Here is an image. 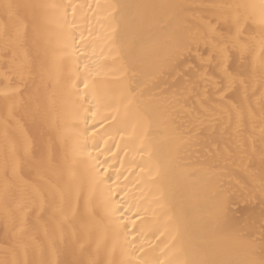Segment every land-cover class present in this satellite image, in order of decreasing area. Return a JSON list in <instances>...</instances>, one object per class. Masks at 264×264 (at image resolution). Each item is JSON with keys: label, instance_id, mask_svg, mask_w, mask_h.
Returning <instances> with one entry per match:
<instances>
[{"label": "bare ground", "instance_id": "bare-ground-1", "mask_svg": "<svg viewBox=\"0 0 264 264\" xmlns=\"http://www.w3.org/2000/svg\"><path fill=\"white\" fill-rule=\"evenodd\" d=\"M259 4L0 0V261L260 264Z\"/></svg>", "mask_w": 264, "mask_h": 264}, {"label": "snow or ice", "instance_id": "snow-or-ice-1", "mask_svg": "<svg viewBox=\"0 0 264 264\" xmlns=\"http://www.w3.org/2000/svg\"><path fill=\"white\" fill-rule=\"evenodd\" d=\"M3 7L9 13V15H11L12 10L17 6L12 5V4H4ZM237 7H248V8H253V9H256L258 7L259 8V22L260 24L264 25V0H260V4L258 6L257 5H239ZM236 23L237 25H239V18H237ZM238 32H239V28H238ZM174 39H175V42L178 48L182 46L183 44L189 43L187 38L181 36L180 34H176ZM219 71L221 72L223 80L225 82L224 86L231 87L234 83L235 78L232 75V73L228 71V67L226 65H221L219 68ZM0 264H7V261H0ZM260 264H264V260H262Z\"/></svg>", "mask_w": 264, "mask_h": 264}]
</instances>
